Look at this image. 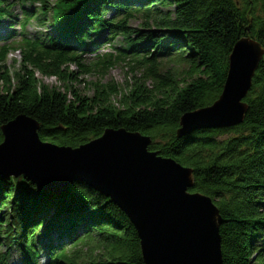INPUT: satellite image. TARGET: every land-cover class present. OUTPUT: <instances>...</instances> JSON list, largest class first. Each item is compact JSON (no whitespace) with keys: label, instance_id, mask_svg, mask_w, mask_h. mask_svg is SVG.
<instances>
[{"label":"trees","instance_id":"trees-1","mask_svg":"<svg viewBox=\"0 0 264 264\" xmlns=\"http://www.w3.org/2000/svg\"><path fill=\"white\" fill-rule=\"evenodd\" d=\"M39 1L43 17L25 10L23 29L33 19L45 26L52 10L65 20L62 34L69 39L50 33L26 43L19 75H1L0 145L3 127L20 117L36 121L40 140L55 147L79 148L108 131L149 138L150 152L193 170L191 193L210 197L218 208L222 264H264V57L240 126L178 136L184 116L222 95L236 44L252 39L264 50V0H85L75 9L80 0H58L56 7ZM103 9H113V18L104 19ZM12 16L10 1L0 0V24ZM105 32L106 43L122 37L128 49L84 60L86 41ZM9 54L2 49L0 62ZM119 63L136 75L126 85L97 84L93 96L75 87L81 76H101ZM39 75L60 85L48 86ZM3 247L16 248L21 264L44 257L48 264H145L129 217L79 181L56 196L24 177H0ZM0 264H9L7 254L0 253Z\"/></svg>","mask_w":264,"mask_h":264},{"label":"water","instance_id":"water-1","mask_svg":"<svg viewBox=\"0 0 264 264\" xmlns=\"http://www.w3.org/2000/svg\"><path fill=\"white\" fill-rule=\"evenodd\" d=\"M264 57L260 44L242 39L230 57L220 98L210 107L184 116L179 138L199 129L240 126L244 100ZM39 124L20 117L3 127L0 177H24L40 192L63 195L84 182L110 198L138 232L145 264H222V219L213 200L195 187L193 170L149 150L140 134L108 131L79 148L55 147L39 137Z\"/></svg>","mask_w":264,"mask_h":264},{"label":"rangeland","instance_id":"rangeland-1","mask_svg":"<svg viewBox=\"0 0 264 264\" xmlns=\"http://www.w3.org/2000/svg\"><path fill=\"white\" fill-rule=\"evenodd\" d=\"M55 1L57 0H50L51 3H54ZM15 12L20 13V9L17 8ZM137 25H139V22L134 23V28L139 29ZM46 29L49 30V26H46V28L43 29L42 31H45ZM36 30L39 31L41 29L35 25L34 26L32 25L30 27L31 32L36 33L35 32ZM168 43L169 41L166 42V44ZM101 52L107 53L109 52V48L106 46L101 50ZM23 65H24V62H23L22 55L17 51L10 52V54L7 56L4 62H0V78L4 72L8 71L9 77H12L14 79L15 77L19 75V71L22 70ZM70 69H71L70 72L73 73L76 70V67L72 66V68ZM167 70L164 72H167ZM142 72L143 71L139 72V75L142 74ZM135 76L136 75H132V73L130 74L129 67H127L125 63L123 64L119 63L115 67L111 68L109 70V73L103 74L101 76H98V75L81 76L80 82L77 83L75 87H77L84 95L93 96V92H94L93 87L97 86V84H106L107 82H111V83L115 82L117 84L126 85V83H128L127 81ZM39 77L41 81L46 83V85L48 86H59L60 85L55 78H49V77L46 78L41 75H39Z\"/></svg>","mask_w":264,"mask_h":264},{"label":"bare ground","instance_id":"bare-ground-1","mask_svg":"<svg viewBox=\"0 0 264 264\" xmlns=\"http://www.w3.org/2000/svg\"><path fill=\"white\" fill-rule=\"evenodd\" d=\"M113 43H115V42H113Z\"/></svg>","mask_w":264,"mask_h":264}]
</instances>
